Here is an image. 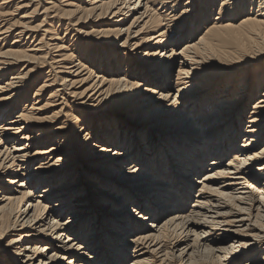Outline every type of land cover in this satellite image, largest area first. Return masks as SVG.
Listing matches in <instances>:
<instances>
[{"label":"bare ground","instance_id":"bare-ground-1","mask_svg":"<svg viewBox=\"0 0 264 264\" xmlns=\"http://www.w3.org/2000/svg\"><path fill=\"white\" fill-rule=\"evenodd\" d=\"M218 1L85 0L71 27L106 48L85 63L60 37V0L2 3L0 239L15 238L0 264H264V0H221L212 20Z\"/></svg>","mask_w":264,"mask_h":264},{"label":"rangeland","instance_id":"rangeland-1","mask_svg":"<svg viewBox=\"0 0 264 264\" xmlns=\"http://www.w3.org/2000/svg\"><path fill=\"white\" fill-rule=\"evenodd\" d=\"M6 0H0V13H5L6 11L4 10V8H5V6H3L2 5V3H4ZM61 2L60 3H58L57 4V6H56V8L58 9V10H63L64 12H66V15L67 16H64L65 18H67L68 20L67 21H65V25H66V27H63V28H60V37L62 38V39H64V46L65 47H68V48H70V53L72 54V53H74V55L76 56V57H79V56H81V57H79V59L82 61V63H85V62H87V60L85 59L86 58V55H88L89 56V54L90 53H92V54H95V55H98V54H100L101 52H102V50H105L106 48L105 47H103V46H101L100 44L101 43H98V44H96V42L95 41H97L98 39H99V37L97 36V34L95 33V34H93V36H90V38H91V40H94V42L93 41H89V39H83V37H81V35H79L78 33H77V29H79V27L78 26H76V27H71V26H74V24H76L77 23V21L79 20V18L81 17L80 15L78 16V15H76V13H73L74 11H75V9H73V6H75V7H80V6H84L83 4H85V3H83V1L85 2V0H60ZM63 1H65L64 3H62ZM189 0H184V4H186L187 2H188ZM220 2H221V0L220 1H218V3H217V7H216V9H214V11H212L211 12V15H210V19H214L216 16H217V14H218V11H219V8H220ZM62 4H64V5H67V4H71V6L72 7H62L61 5ZM47 7V6H46ZM183 7V6H182ZM182 7H180L178 10L179 11H181L183 8ZM42 11L43 10H40V13H42ZM25 14H27V12H23L20 16H19V18H21L23 15H25ZM53 16V15H52ZM241 17H242V15L241 16H239L236 20H238V21H240V19H241ZM14 20H17V18L16 17H10V24H13L15 21ZM44 20V18L43 17H39V19H35V21H34V25L35 26H37V25H39L42 21ZM85 21H87L86 19H85ZM89 21V20H88ZM204 22H206V24H207V26H209V25H211L212 26V23H210V20L208 19V20H203ZM70 22H72L71 23V25L69 26L68 25V23H70ZM33 25V26H34ZM55 27H56V25H54ZM82 26H85V25H82ZM104 26H107V25H104ZM129 26V23L128 24H126L124 27H128ZM61 27V26H60ZM204 27H206V25H202V28H204ZM59 28V27H58ZM111 28H113V27H111ZM96 30H100L101 29V27L100 28H95ZM19 30H22V29H19ZM92 29L91 28H87V27H85V28H83L82 29V32H85V33H89L90 31H91ZM203 30V29H202ZM19 32V31H18ZM17 33V32H16ZM66 33H68L67 34V36L65 37V34ZM202 33H204V30H203V32ZM31 37L30 35H27L26 37ZM149 36V35H148ZM16 38V35H12V36H9V38L5 41V42H3L2 44H1V47H3L4 46V48H9V46H10V44H12V42H14L13 40ZM76 39H77V41H76ZM36 40V39H35ZM34 40V41H35ZM125 39H123L122 41H124ZM33 39H30L29 40V43H28V45H27V47H31L32 45H33ZM26 43H27V41H26ZM121 43V42H120ZM82 44H84V45H82ZM81 45H82V47H81ZM183 45H184V43L181 45V47H180V50L183 48ZM246 48V47H245ZM77 49H78V51H77ZM239 48L238 47H236L235 45H233V44H228V45H226L225 46V51H228V52H235V51H237ZM145 53V50L143 49V50H141L140 52H139V57H141L143 54ZM87 59H90V58H87ZM41 61H44V60H41ZM124 61H125V58H124ZM128 61H135V59H131L130 57H129V59H128ZM34 66H36V65H29V63H27V62H24L23 64H21L20 65V67H19V69H18V71H20V70H23V72H24V74L25 73H28L29 71H31L33 68H34ZM97 67L100 69L101 68V66L98 64L97 65ZM125 70H124V72H126V70L128 69L127 67H125L124 68ZM95 71L97 72V70L95 69ZM49 72H51V70H50V68H45L44 70H43V72L38 76V79H39V81H38V83H36L35 85H34V88L31 90V92H30V94H29V97H28V101H29V103H28V105H30V106H33V104H34V102L35 101H33V96L36 94V90L39 88V87H41L42 85H44L45 83H47L46 82V80L47 79H45V77H46V75H50L51 73H49ZM255 73V71H252V73L251 74H254ZM125 76V73H123V74H121V77H124ZM50 80H51V77L49 78ZM143 81V79H141L140 80V82H142ZM53 93V91L52 90H48V89H44V91L43 92H40V93H38V94H40L41 95V97H40V99H38V101L40 102V106H44L45 104H47V103H50V102H52V101H50V100H48L49 99V97H50V95ZM125 98V97H124ZM257 98V97H256ZM26 100V101H27ZM121 102V101H120ZM38 105V106H39ZM116 106H119V103H116V102H114V101H109L108 100V102H106V103H104L103 105H101V110H106L105 112H104V115H102V120L103 121H107L109 118H112L113 116H116L117 115V113L115 112V110H114V108L116 107ZM24 107V104L20 107V110H19V112L21 111V113H22V108ZM130 106H127V108H129ZM69 108H71V104H69ZM252 104L250 105V107H248V110L246 111V117L244 118V122H242V127H240V130H239V133H238V135L240 136V139H239V142H238V145H241L242 143H243V141H242V139L245 137V134H244V132H245V128H246V126H247V121L249 120V117L251 116L250 115V112L252 111ZM61 110V107H52V108H49L48 110H46V112H45V115L46 116H52L53 115V117L54 118H56L55 120H58V119H60L61 118V116H62V114L60 113V114H58V112ZM122 111V110H121ZM121 111H119L118 112V114L121 112ZM18 112V113H19ZM66 112H68V113H71V111H70V109H66ZM84 112H79V111H75L74 112V114L76 115V116H79L80 117V120L82 119V117L83 116H88L89 118H90V120H92V121H94L95 119H98V117L97 116H91V115H84L83 114ZM79 114H83V115H79ZM16 116V115H15ZM81 126V124H76V126H75V129H77V128H79ZM54 128H55V125H54ZM79 130V129H78ZM77 130V131H78ZM61 140H62V138H60L59 140H58V142L56 143V145H60V143H61ZM263 140H264V138H262L261 139V142H262V144H260V149L264 146V142H263ZM10 144V146H11V143H8V145ZM262 146V147H261ZM9 147V146H8ZM20 182L21 181H24V179H20L19 180ZM59 183V182H58ZM43 187V186H42ZM40 192L41 191H38V192H36V194L37 195H39L40 194ZM196 195V192L195 191H192V197L190 196V201H189V204L186 206V209L185 210H189L190 209V206H191V203L193 202V200H194V196ZM133 207H135V208H129L130 209V214H132V211L133 210H135V211H137V212H141V209L139 208V207H137L136 205L135 206H133ZM132 209V210H131ZM143 217H145V216H143ZM68 219V216H66L65 218H64V221L65 220H67ZM148 223H150V222H148ZM147 223V224H148ZM128 238H129V236H127ZM15 237H11V236H8V237H3V238H1L0 239V247H4L9 241H11L12 239H14ZM128 238H125L126 240L128 239ZM131 238V237H130ZM124 239V242L126 241ZM231 243V242H230ZM129 252V251H128ZM129 256H131V255H128V257H127V259L129 258ZM70 258H72V256H68L67 257V260L66 261H64L63 262V264H65ZM260 258V257H259ZM131 260V259H130ZM88 264H93V261L90 259V260H88V261H86ZM128 262H130L129 261V259H128V261H126V264H128ZM38 262H36V264H37ZM203 263H205V264H218V263H216L215 261H213V260H208V261H206V262H203Z\"/></svg>","mask_w":264,"mask_h":264}]
</instances>
